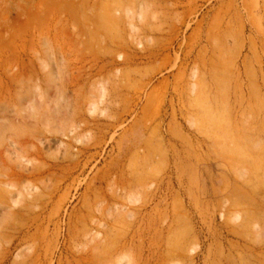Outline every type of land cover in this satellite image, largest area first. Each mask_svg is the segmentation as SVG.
I'll return each instance as SVG.
<instances>
[{"label":"rangeland","instance_id":"rangeland-1","mask_svg":"<svg viewBox=\"0 0 264 264\" xmlns=\"http://www.w3.org/2000/svg\"><path fill=\"white\" fill-rule=\"evenodd\" d=\"M0 264H264V0H0Z\"/></svg>","mask_w":264,"mask_h":264}]
</instances>
